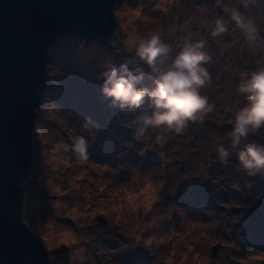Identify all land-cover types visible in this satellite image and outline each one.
<instances>
[{
  "label": "rangeland",
  "instance_id": "rangeland-1",
  "mask_svg": "<svg viewBox=\"0 0 264 264\" xmlns=\"http://www.w3.org/2000/svg\"><path fill=\"white\" fill-rule=\"evenodd\" d=\"M116 17L122 38L113 47L74 37L54 42L23 220L50 264H264V174L248 175L236 155L246 143L264 145V127L236 149L230 136L247 103L237 85L264 68V0H122ZM217 22L225 31L213 36ZM152 32L171 49L163 67L185 43L202 41L210 57L200 93L214 110L182 133L142 131L147 103L120 108L102 93L111 65L118 74L139 72L137 87H155L135 50ZM77 135L89 144L84 162L57 147ZM217 144L230 152L226 165Z\"/></svg>",
  "mask_w": 264,
  "mask_h": 264
},
{
  "label": "water",
  "instance_id": "water-1",
  "mask_svg": "<svg viewBox=\"0 0 264 264\" xmlns=\"http://www.w3.org/2000/svg\"><path fill=\"white\" fill-rule=\"evenodd\" d=\"M121 1L0 0V264H50L45 244L22 215L47 64L60 37L116 45Z\"/></svg>",
  "mask_w": 264,
  "mask_h": 264
},
{
  "label": "clouds",
  "instance_id": "clouds-1",
  "mask_svg": "<svg viewBox=\"0 0 264 264\" xmlns=\"http://www.w3.org/2000/svg\"><path fill=\"white\" fill-rule=\"evenodd\" d=\"M224 31V25L217 22L212 35ZM202 49V41L185 43L171 65L163 67L171 49L161 40L158 32H152L148 37L139 39L135 50L139 59L154 73L155 87H137V83L143 79L139 72L118 74L116 66L111 65L103 73L102 93L120 108H141L147 103L152 111L138 118L142 131L151 127L182 133L190 121L203 123L204 117L214 110V105L200 93V89L210 80L209 72L203 66L210 57ZM237 91L245 95L247 103L235 112L232 121V149H236L241 138H247L250 131L264 127V68L245 74L237 85ZM84 126L88 127L87 121ZM71 140V145H58V150H71L81 162L87 161V139L77 135ZM156 140L163 143L165 137L158 134ZM215 151L220 162L226 165L229 150L217 144ZM236 155L248 175L264 174V145L246 143Z\"/></svg>",
  "mask_w": 264,
  "mask_h": 264
}]
</instances>
